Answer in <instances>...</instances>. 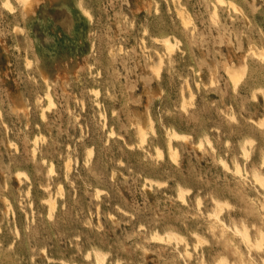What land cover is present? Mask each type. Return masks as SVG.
<instances>
[{"label": "rangeland", "instance_id": "1", "mask_svg": "<svg viewBox=\"0 0 264 264\" xmlns=\"http://www.w3.org/2000/svg\"><path fill=\"white\" fill-rule=\"evenodd\" d=\"M4 1L0 264H264V0Z\"/></svg>", "mask_w": 264, "mask_h": 264}, {"label": "bare ground", "instance_id": "2", "mask_svg": "<svg viewBox=\"0 0 264 264\" xmlns=\"http://www.w3.org/2000/svg\"><path fill=\"white\" fill-rule=\"evenodd\" d=\"M4 1V0H3ZM22 3H23V5L24 6H29V5H27L28 4V1H30V0H20ZM216 2H218V4H220V5H227V7H229V8H231V10L234 12V11H237V9H239L238 7H237V5L234 3V2H232V1H227V0H216ZM4 6H6V8H7V6L9 5V2H8V0H5L4 1V4H3ZM213 5V4H212ZM213 7H214V5H213ZM228 9V8H227ZM213 10H215L214 8H213ZM214 12V11H213ZM213 12H212V14H213ZM181 17V16H180ZM188 19V18H187ZM187 22H188V20H187ZM183 23V22H182ZM186 25V24H185ZM171 39H173V38H171ZM175 39H173L172 41H174ZM165 47H166V49H168L169 51L171 50V46H173L174 44H172L171 45V43H170V41H169V39H162L161 41H160ZM177 47V46H176ZM164 48V47H163ZM261 54V53H260ZM262 57V56H261ZM261 59V58H260ZM230 63V62H229ZM156 73H158V71H156ZM227 75H228V77L230 78V80L234 83V85H237L238 83H239V81L241 80V78H242V76H243V73L241 72V71H239V70H237V69H231V70H228L227 71ZM197 87V86H196ZM253 88V87H252ZM258 89V88H257ZM48 92V91H47ZM47 96V98L49 99V103L51 104V102H50V96L47 94L46 95ZM47 102V101H46ZM183 103V102H182ZM183 106V105H182ZM47 109V108H46ZM104 124V123H103ZM262 125V124H261ZM149 126V125H148ZM139 128V127H138ZM152 131V130H151ZM171 131V130H170ZM112 132V131H111ZM144 132V131H143ZM138 133H140V134H138ZM137 134L138 135H141V141H142V143H144L143 141L145 140V138H144V134L142 133V130H141V128L139 129V132H138ZM113 134V133H112ZM181 136L182 135H180V134H178L177 132H175V131H173V132H171L170 133V135H169V137H170V139H173L174 140V138H175V140H176V138H181ZM139 137V136H138ZM183 137V136H182ZM170 139H169V141H170ZM249 140V139H248ZM140 141V140H139ZM209 142V141H208ZM245 142V141H244ZM250 142V141H249ZM252 143V142H251ZM169 148H170V146H169ZM242 148V147H241ZM245 147L243 146V156L245 157V154H247L246 152H248L249 150H247L246 151V149H244ZM157 151V150H156ZM32 152V151H31ZM158 152V151H157ZM177 151H176V149H170V157H171V159H173L174 161H175V158H176V153ZM33 154V153H32ZM263 154V153H262ZM176 162V161H175ZM222 162V161H221ZM225 162V161H224ZM224 162H222V163H224ZM262 163L264 164V156H263V159H262ZM223 165V164H222ZM224 166H225V168L227 167L226 166V164L224 163ZM52 167V166H51ZM50 167V168H51ZM49 168V167H48ZM49 171H50V169H49ZM48 171V172H49ZM237 171H238V169H237ZM17 173H19V172H17ZM50 173H53L52 171L50 172ZM19 174H21V172L19 173ZM236 174H237V172H236ZM238 174H240V172L238 173ZM237 174V175H238ZM254 178L256 179V182H259V185L260 184H263V182H264V178H263V176H261L260 174H254ZM255 182V181H254ZM264 185V184H263ZM261 186V185H260ZM178 188H180V187H178ZM184 190L185 189H180L179 190V193H178V199H180V200H182L183 201V199H184V195H183V192H184ZM186 193V192H185ZM184 193V194H185ZM215 199V198H214ZM53 200V199H52ZM51 201V200H50ZM212 201H214V208H215V211H214V217L217 219L218 218V216H219V214L221 213V211L223 210V207L224 206H227L228 204H226L224 201L223 202H221V201H217L216 199L215 200H212ZM52 202V201H51ZM54 204V203H53ZM197 204H200V203H197ZM54 205H51V209H53L54 207H53ZM260 206V205H259ZM199 207V206H198ZM12 213V212H11ZM264 214V213H263ZM212 215V214H211ZM209 217H210V214L208 215ZM208 217V218H209ZM213 218V217H212ZM214 219V218H213ZM212 221V220H211ZM210 221V222H211ZM217 221V220H216ZM220 222V221H219ZM217 223H218V221H217ZM14 224V223H13ZM221 224H222V222H221ZM228 225V224H227ZM244 225V224H243ZM243 225H242V227H243ZM222 226H223V224H222ZM207 227V226H206ZM220 228V227H219ZM225 228V227H224ZM227 228V227H226ZM248 227H245V228H237L236 227V229H235V231L237 232L236 234H239V236L242 238L241 240H243L242 241V243H245L246 245H247V247L249 246V247H253V246H255V247H259L260 248V246L262 245V244H264V236L262 235V234H260V236L255 240V241H252V237H250V234H249V232H248V229H247ZM208 229V228H207ZM209 230V229H208ZM226 230V229H225ZM230 230V229H229ZM234 230V229H233ZM211 232V231H210ZM221 232V231H220ZM219 232V233H220ZM226 232V231H225ZM155 233V232H154ZM153 233V235L151 236L152 237V240H156V241H158V242H164V241H168V242H171V241H175V242H179L180 243V241L181 240H183V237L182 236H180L179 234H177V233H175V232H172V231H167L166 233H164V234H162V235H160V234H158V233H155L154 234ZM257 233V232H256ZM232 234H234L233 232H232ZM198 235V234H197ZM196 236V235H195ZM184 242V241H183ZM222 243H224L223 241H222ZM231 243V242H230ZM186 245V244H185ZM186 247H187V245H186ZM244 247L246 248V246L244 245ZM247 249V248H246ZM248 250V249H247ZM259 250V249H258ZM92 251V250H91ZM185 252H188V251H185ZM179 253V252H178ZM249 253H251V252H249ZM248 253V254H249ZM91 254H92V252H91ZM187 254V253H186ZM179 255H180V253H179ZM188 255H189V253H188ZM202 255V254H201ZM86 256H89V254H86ZM94 256H95V261H96V263L97 264H103V262H104V256H103V253L102 252H100V251H94ZM238 256H239V254H238ZM250 256H252V255H250ZM200 258V257H199ZM223 258V257H222ZM250 258V257H249ZM219 259V258H218ZM239 259H240V257H239ZM247 259V258H246ZM253 259V258H252ZM241 260V259H240ZM223 260H219V262L217 263V264H221V262H222ZM199 262H200V259H199ZM241 262V261H240ZM249 263V262H248ZM247 263V264H248ZM263 263V262H262ZM116 264V263H115ZM213 264H215V263H213ZM241 264V263H240ZM256 264V263H255Z\"/></svg>", "mask_w": 264, "mask_h": 264}]
</instances>
